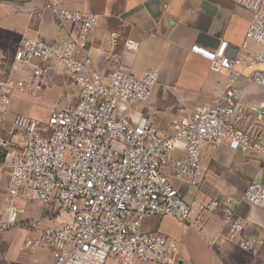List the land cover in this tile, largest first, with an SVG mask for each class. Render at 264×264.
Returning <instances> with one entry per match:
<instances>
[{
  "label": "built area",
  "instance_id": "built-area-1",
  "mask_svg": "<svg viewBox=\"0 0 264 264\" xmlns=\"http://www.w3.org/2000/svg\"><path fill=\"white\" fill-rule=\"evenodd\" d=\"M231 1L251 11L245 37L258 45L251 60L259 67L252 69L247 82L264 91V0ZM43 10L69 22L72 32L60 42L40 35L21 38L13 69L29 67L30 72L22 80L0 76V130L14 96L35 95L45 88L52 61L63 66L78 94L72 104L52 109L45 121L17 114L0 135V152L9 170L8 225L32 232L24 246H48L52 264H105L109 257L120 264H177V241L159 230L145 231L143 220L168 216L182 230L202 228L206 214L222 206L221 199L213 196L193 207L175 181L201 186L207 172L202 157L206 143L227 141L232 151L264 162V98L246 100L235 86L241 72L233 67L237 59L226 55L227 41L215 49L193 45L194 53L212 67L227 70L228 77L216 101L176 116L168 127L158 126L154 115L131 112L133 103L150 98L158 71L148 68L135 74L115 67L103 77L83 51L97 15L50 0L38 17ZM178 143L183 152L172 159ZM22 194L48 205L49 216L65 214V222L55 227L40 226L34 219L18 221L15 202ZM244 198L264 209V184L250 181ZM223 214L228 238L239 239L244 251L258 253L264 230L246 233L245 220L234 205L223 206Z\"/></svg>",
  "mask_w": 264,
  "mask_h": 264
},
{
  "label": "crops",
  "instance_id": "crops-1",
  "mask_svg": "<svg viewBox=\"0 0 264 264\" xmlns=\"http://www.w3.org/2000/svg\"><path fill=\"white\" fill-rule=\"evenodd\" d=\"M46 0H0V76L14 75L26 79L29 67L13 69L14 54L24 36L40 35L49 42H60L71 34L69 22H61L50 11L37 12ZM68 9L93 12L97 22L90 30L84 53L92 58L94 67L103 77L115 67L138 74L144 69L158 71V80L150 98L138 103L132 113L154 115L158 126L168 127L173 118L188 115L195 108L218 99V91L228 77V71L214 68L205 57L191 50L193 45L215 49L227 41L226 55L234 69L241 72L235 86L243 98L259 101L264 91L247 82L253 68L259 67L251 56L258 45L246 40L245 33L251 11L231 0H50ZM32 14V15H31ZM47 85L49 92H63L68 80L60 76L51 62ZM16 97V96H15ZM14 115L10 108L7 119ZM8 121V120H6ZM3 125L0 135L7 131ZM252 123L251 125H253ZM179 147L172 159L182 154ZM202 157L207 172L200 187L175 181L185 201L196 207L213 196L222 206L207 213L200 230H182L180 224L168 216L146 217L145 231L159 230L177 241V264H264V244L258 253L251 254L239 245V239L227 236L229 223L224 221L223 206L234 205L237 215L244 218L246 233L260 234L264 230V209L251 205L244 198L246 185L252 180L264 184V162L232 151L227 141L206 143ZM171 161L166 165L169 172ZM7 185V184H6ZM5 187L1 189H5ZM193 188V189H192ZM5 194V193H4ZM0 191V220L8 217L10 202ZM18 221L37 220L40 226H61L65 214L49 216V206L22 194L15 202ZM19 218V219H18ZM0 230V264H52L46 245L24 246L32 234L27 228H15L7 239ZM105 264H120L109 257ZM153 264V263H140Z\"/></svg>",
  "mask_w": 264,
  "mask_h": 264
},
{
  "label": "rangeland",
  "instance_id": "rangeland-1",
  "mask_svg": "<svg viewBox=\"0 0 264 264\" xmlns=\"http://www.w3.org/2000/svg\"><path fill=\"white\" fill-rule=\"evenodd\" d=\"M55 68L60 76H64L68 80L69 86L65 88L63 92L58 91L48 93V91L42 90L35 95L21 94L16 95V97L14 96L10 105V108L14 111V115L7 119L8 121H6L7 123L5 125L7 129L8 127H11V124L14 121V117L17 114L29 117H37L42 121H45L46 116L52 109L65 107L74 102L78 94L77 88L71 84V80L66 75L62 65ZM138 103L140 102L133 103L131 105L132 109H138ZM179 115H182V113ZM16 136V139L21 138L20 131L16 132ZM3 158V152H0V191L3 194L5 193L3 197L6 198V191L5 189L1 188L5 187V185L7 184L9 170L4 163ZM7 222L8 217L5 220H0V230H4V233L2 234V238L4 239H7L8 236H10L12 232H14V229L17 228L13 227L12 225H8Z\"/></svg>",
  "mask_w": 264,
  "mask_h": 264
}]
</instances>
